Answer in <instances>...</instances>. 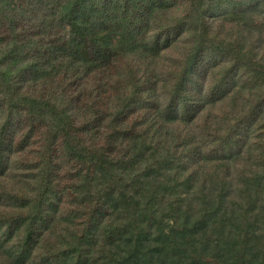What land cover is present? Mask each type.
Returning a JSON list of instances; mask_svg holds the SVG:
<instances>
[{
  "label": "trees",
  "instance_id": "16d2710c",
  "mask_svg": "<svg viewBox=\"0 0 264 264\" xmlns=\"http://www.w3.org/2000/svg\"><path fill=\"white\" fill-rule=\"evenodd\" d=\"M0 264H264V0H0Z\"/></svg>",
  "mask_w": 264,
  "mask_h": 264
},
{
  "label": "rangeland",
  "instance_id": "374dc122",
  "mask_svg": "<svg viewBox=\"0 0 264 264\" xmlns=\"http://www.w3.org/2000/svg\"><path fill=\"white\" fill-rule=\"evenodd\" d=\"M215 188H216V186H213V187L211 186V187H209V190H210V191H213V189H215ZM197 196H198V195H197ZM197 196H196V194L193 195V197L196 198V203L199 202V199L197 198ZM257 226H258V225H257Z\"/></svg>",
  "mask_w": 264,
  "mask_h": 264
}]
</instances>
